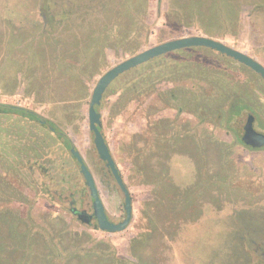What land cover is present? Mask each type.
<instances>
[{"label": "rangeland", "instance_id": "1", "mask_svg": "<svg viewBox=\"0 0 264 264\" xmlns=\"http://www.w3.org/2000/svg\"><path fill=\"white\" fill-rule=\"evenodd\" d=\"M121 2L0 0V75L3 69H8L3 68L5 40L21 34L27 38L41 30L46 25L42 20V5L46 4L51 12L62 8L69 13L76 11L78 17L71 14L70 20L91 21L93 18L94 25L103 19L97 12L100 4ZM231 2L236 19L215 20L210 37L247 53L264 66V0ZM132 4L142 5L136 14L130 15L133 28L124 30L121 35L128 39L127 45L138 40L136 45L139 46L133 54L173 38L209 36L203 32L196 14L191 11L186 17L177 11L175 0H132ZM112 21L109 17L105 22L110 25ZM22 51L21 45L17 49L20 61ZM133 54L107 48L105 61L97 72L85 77L88 93L74 111L65 110L63 103L44 101L25 88L27 83L19 84V79L7 86L0 76V102L23 106L47 120L43 136H36L37 144L52 149L50 159L23 160L18 123L1 117L3 133L14 144L8 149L14 153L2 154L6 160L0 159V260L3 264H125L126 261L138 264L145 258L146 264H205L208 255L220 257L214 249L223 246L224 241L230 239L233 246L239 243L231 216L244 208L260 207L264 212V147L250 148L235 138L237 132L240 138L248 113L255 117L254 128L264 133V81L236 60L211 53L205 56L208 68L222 69L223 81L245 90L249 104L256 106L258 113L244 110L239 117L224 124V118L211 114L200 118L192 105L179 111L177 102H172L168 93L171 87L177 91L182 85L189 86L187 81L161 79V84L157 85L161 88V102L153 97L141 98L125 107L117 106L116 98L121 91L118 85L107 87L96 109L101 114L102 133L131 195L132 216L123 230L109 232L99 229L95 220L87 224L72 213V207H76L92 214V199L78 162L69 148L62 150L61 139L57 133H51L49 126L63 133L80 152L94 176L107 216L115 222L121 220L124 196L98 157L88 129L87 109L99 76ZM202 85L209 89L206 84ZM210 95L215 96L212 90ZM228 100L227 97L224 102ZM156 140L161 142V156L167 157L174 185L184 190L191 187L196 195L184 210L186 216L179 209L184 206L181 196L175 197L172 193L168 196L172 201L163 202L158 188L149 183L137 162L142 155L158 152ZM39 164L47 169L41 172ZM61 168L66 170L67 177L55 185ZM55 189L58 192L54 194ZM162 205H168L170 211ZM174 205L176 211L172 210ZM198 209H203L201 216ZM195 211L199 214L196 220L194 214L191 215ZM228 220L230 226L226 227ZM244 252L251 262L257 256H264L259 250L253 253L245 249Z\"/></svg>", "mask_w": 264, "mask_h": 264}, {"label": "trees", "instance_id": "2", "mask_svg": "<svg viewBox=\"0 0 264 264\" xmlns=\"http://www.w3.org/2000/svg\"><path fill=\"white\" fill-rule=\"evenodd\" d=\"M175 3L177 11L186 17L190 16L191 11L196 14L201 22L203 32L209 36L213 35L212 26L216 24L215 20L218 18L236 19L231 0H175ZM141 5L132 4V0H122L121 4H100L97 12L103 19L94 25H92L93 18L91 21H76L81 20L77 18H74V21L70 20L71 14L77 16L76 11L69 13L62 8L60 11L51 12L46 4L42 5L41 12L44 15L42 20L46 25L41 30H37L34 32L35 34L27 38L21 34L13 35L5 40L7 46L5 58H3L5 61L3 68L8 69H3L4 72L0 75L1 80L9 86L15 84L19 79V84L27 83L25 88L40 95L45 99L44 101L63 103L65 110L71 108L74 111L76 105L85 99L88 93L85 77L97 72L105 61L107 48H118L121 52L129 54H133L137 50L138 40H132V44L127 45L128 39H125L121 34L124 30L133 28L130 15L136 14ZM109 17H112L113 21L107 25L105 21ZM41 23L39 25L42 26ZM21 45L24 51L20 54L22 56L20 61L17 49ZM211 53L225 56L206 47H188L169 52L124 72L108 88L115 83L118 85L121 91L116 98V101L119 102H117V106L125 107L127 103L141 100V98L153 97L161 102V88L157 87L158 84H161V79L166 78L172 82L187 81L189 86L182 85L177 91L171 87L168 93V98L172 102H177L176 108L179 111H184V106L192 105L196 110L195 114L200 118L211 114L219 119L224 118V124L239 117L244 110L258 113V108L249 104V96L245 90H238V86L236 89L223 81L224 71L222 69L208 68L205 56ZM203 83L209 89L204 88ZM61 84L63 85L62 89H60ZM210 90L215 96L210 95ZM112 92L114 93V90ZM227 97L229 100L225 103ZM1 117L18 123L21 129L19 136L21 145H19L23 160L30 157L36 159L35 161L51 158L52 149L41 143L37 144L36 137L37 134L43 136L42 129L45 128L48 121L42 119L36 111L16 104L0 102V159L6 160L2 154L14 153L13 150H8L14 144L13 140L7 139L8 135L3 133L2 121L4 119ZM32 125L34 126L32 127ZM260 125L263 124L260 123ZM11 126L14 127V125ZM49 128L51 133H57V137L61 139L63 151L72 146L63 133L57 131L53 126H49ZM99 128L101 130V127ZM235 138L242 142L238 132L235 134ZM156 141L154 142L156 143ZM157 143L159 142L157 141ZM157 146L158 152L152 151L137 160L139 167L144 171L149 183L158 188L163 202L172 201L168 198L172 193L175 197L181 196L184 206L179 209L184 212L196 199V195L193 194L191 187L184 190L174 185L170 177L169 166L166 163L167 157L161 156V142ZM38 167L41 172L47 169L43 164H39ZM66 177V170L61 168L57 172L58 179L55 185L64 182ZM57 192L55 189L54 194ZM163 208L170 211L168 205ZM175 209L174 205L172 210ZM200 210L198 209L197 212ZM237 215L234 223L239 226L238 230L241 231L245 244L239 247L216 248L214 253H218L220 257L208 255L206 262L212 260L213 264H219L217 261L222 258L225 261L228 260L227 264H244L249 261L248 254L244 251L245 249L249 250L253 244L260 246L257 251L264 252V212L260 207L244 208ZM145 260L146 258L138 264H146ZM206 262L204 261V263ZM125 264L132 263L126 261Z\"/></svg>", "mask_w": 264, "mask_h": 264}, {"label": "water", "instance_id": "3", "mask_svg": "<svg viewBox=\"0 0 264 264\" xmlns=\"http://www.w3.org/2000/svg\"><path fill=\"white\" fill-rule=\"evenodd\" d=\"M188 47H206L220 54H224L237 62L245 65L246 67L257 73L264 81V66L248 55L247 53L235 49L223 41L207 36V35H189L178 38L166 40L156 45L150 46L138 53H135L114 66L103 72L96 81L93 87L91 97L88 103L87 118H88V129L92 133L93 144L98 154V157L105 163V166L110 171L116 184L124 196L123 210L124 218L118 222L111 221L103 205V202L99 196V192L95 183L94 176L84 161L80 152L72 145L69 148L70 153L76 159L79 164V170L84 178V182L88 187L90 197L92 199V215L96 219V226L101 230L109 232H115L123 230L129 223L132 216V200L129 190L116 166L115 160L111 154L110 148L103 136L100 125H101V114L97 111L96 106L100 103L102 96L110 85L119 75L124 72L135 68L149 60L167 54L169 52L188 48ZM254 115L248 113L242 126L241 140L242 142L252 148L264 147V133L257 131L254 126ZM75 211V209H73ZM78 217L83 222L88 221V215L81 211L78 213Z\"/></svg>", "mask_w": 264, "mask_h": 264}, {"label": "flooded vegetation", "instance_id": "4", "mask_svg": "<svg viewBox=\"0 0 264 264\" xmlns=\"http://www.w3.org/2000/svg\"><path fill=\"white\" fill-rule=\"evenodd\" d=\"M247 146V145H246ZM250 147V146H249ZM251 148V147H250ZM73 209H75V211H73ZM71 211H72V213L74 214V215H76L77 217H78V213H80L81 212V210H77L76 209V207H72V209H71ZM241 210H239L238 212H237V214L240 212ZM83 213H85L84 211H83ZM182 213H184L185 214V212H182ZM199 214H200V216H201V214L203 213V209H201L200 210V212H198ZM196 211L195 212H192L191 213V215H193L194 214V219L196 220L197 219V217H198V214ZM235 215V216H231V218H232V220H234V222H235V220H236V216H238V215ZM88 215V221L87 222H85V223H87V224H89V223H91L93 220H95L96 221V219H95V217L92 215V214H87ZM124 216H125V214H124ZM79 218V217H78ZM109 218V217H108ZM124 218V217H123ZM122 218V219H123ZM228 218L230 219V216H228ZM110 219V218H109ZM121 219V220H122ZM195 220H193V221H195ZM112 221V220H111ZM118 221H120V220H118ZM118 221H116V222H118ZM226 221H227V219H226ZM113 222H115V221H113ZM229 220H228V222H227V224H226V227L227 226H229ZM234 226H236V228H237V230L235 231V230H232V231H235L234 232V234H237L238 233V242L239 243H237L236 245L239 247L240 245H242V244H245V240H244V237H243V235H242V233H241V231L240 230H238V225L237 224H234ZM219 228V227H218ZM222 228H224V227H222ZM240 231V232H239ZM239 234H240V236H239ZM242 236V237H241ZM227 238V237H226ZM242 238V239H241ZM224 242H226V243H223V246L221 245V247L222 248H230L231 246H233V244H231V241H230V239L228 240V241H224ZM260 247V246H259ZM258 246H254V244L251 246V247H249V250H251L253 253H255L256 251H257V249L259 248ZM264 253V252H263ZM219 264H227L228 263V260H226L225 261V259H222V258H219L218 259V261H217ZM0 264H3V262H2V260H0ZM205 264H213V261L212 260H209L208 262H206ZM244 264H264V256H257L256 258H255V260H254V262H251V261H247L246 263H244Z\"/></svg>", "mask_w": 264, "mask_h": 264}]
</instances>
